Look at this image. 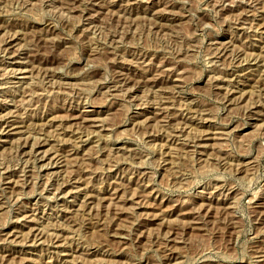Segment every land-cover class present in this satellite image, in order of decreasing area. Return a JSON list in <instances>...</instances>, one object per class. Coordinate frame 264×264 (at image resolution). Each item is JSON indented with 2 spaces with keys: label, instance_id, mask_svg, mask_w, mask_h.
I'll return each mask as SVG.
<instances>
[{
  "label": "rangeland",
  "instance_id": "374dc122",
  "mask_svg": "<svg viewBox=\"0 0 264 264\" xmlns=\"http://www.w3.org/2000/svg\"><path fill=\"white\" fill-rule=\"evenodd\" d=\"M0 118V264H264V0H0Z\"/></svg>",
  "mask_w": 264,
  "mask_h": 264
},
{
  "label": "bare ground",
  "instance_id": "6f19581e",
  "mask_svg": "<svg viewBox=\"0 0 264 264\" xmlns=\"http://www.w3.org/2000/svg\"><path fill=\"white\" fill-rule=\"evenodd\" d=\"M247 19H248V18H247ZM8 39H9V38H8ZM10 46H11V45H10ZM6 49H7V48H6ZM5 52H6V51H5ZM217 55H218V54H217ZM164 67H165V66H164ZM112 87H113V86H112ZM164 101H165V100H164ZM162 102H163V101H162ZM159 103H160V102H159ZM163 110H164V109H163ZM46 114H47V113H46ZM2 118H3V117H2ZM170 118H171V117H170ZM0 119H1V118H0ZM82 119H83V118H82ZM4 120H5V119H4ZM61 120H62V119H61ZM83 120H84V119H83ZM4 122H5L6 124H5V126H4L3 128H4V129H5V128H8V129H7V132H9V133H13V134L17 132L16 130L14 131V129H16L17 126H13L12 123H9V121H6V120H5ZM89 125H90V124H89ZM1 129H2V128H1ZM2 130H3V129H2ZM10 130H11V131L13 130V131L11 132ZM4 131H5V130H3V132H4ZM9 133H8V134H9ZM19 143H20V142H19ZM24 143H26V141H24ZM40 144H41V143H40ZM25 145H26V144H25ZM38 145H39V144H38ZM21 146H24V144H22ZM24 147H25V146H24ZM38 148H39V147H38ZM35 150H36V149H35ZM34 153H35V152H34ZM37 153H38V152H37ZM64 155H65V154H64ZM72 155H73V154H72ZM38 156H39V155H38ZM40 156H41V154H40ZM42 156H43V154H42ZM44 157H45V156H44ZM41 158H42V157H41ZM41 158H40V159H41ZM161 158H162V157H161ZM69 176H70V175H69ZM69 178H70V177H69ZM62 185H63V184H62ZM63 191H64V190H63ZM23 195H24V194H23ZM109 210H110V209H109ZM116 211H118V209H117ZM229 214H230V213H229ZM66 251H67V250H66ZM258 253H259V252H258ZM260 253H261L260 256H263V255H264L262 251H260ZM2 254H3V253H2Z\"/></svg>",
  "mask_w": 264,
  "mask_h": 264
}]
</instances>
